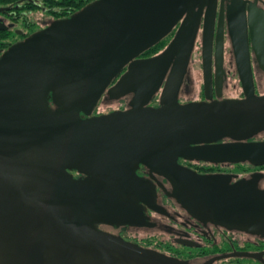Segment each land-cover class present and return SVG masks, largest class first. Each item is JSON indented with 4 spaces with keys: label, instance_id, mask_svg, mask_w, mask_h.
Wrapping results in <instances>:
<instances>
[{
    "label": "water",
    "instance_id": "obj_1",
    "mask_svg": "<svg viewBox=\"0 0 264 264\" xmlns=\"http://www.w3.org/2000/svg\"><path fill=\"white\" fill-rule=\"evenodd\" d=\"M223 16L216 26L217 0H97L0 55V264H190L95 229L133 221L148 188L140 165L168 179L194 216L264 225V191L251 181L212 187L178 163L264 164V143L247 142L264 130V96L239 10L228 33L244 98L219 99ZM200 29L205 99L182 103ZM105 93L133 94L129 108L93 116Z\"/></svg>",
    "mask_w": 264,
    "mask_h": 264
},
{
    "label": "flooded vegetation",
    "instance_id": "obj_2",
    "mask_svg": "<svg viewBox=\"0 0 264 264\" xmlns=\"http://www.w3.org/2000/svg\"><path fill=\"white\" fill-rule=\"evenodd\" d=\"M95 1L97 0H0V55L34 33L48 28L55 21L71 18ZM221 10L224 14L222 19L224 47L223 86L219 99L244 98L243 90L237 97L223 96L226 80L225 41L226 37H229L228 13L233 10L244 13L255 93L258 96H264V47L260 46L261 41L264 42V0H217L216 26ZM257 23L262 28L258 29ZM201 29L200 32H202ZM173 35L174 33L166 38L168 42ZM231 62L236 67L234 53ZM115 82L116 80L113 84ZM185 82L186 78L181 91ZM132 97L133 94H129L115 99L105 93L98 105L103 100L111 102L121 100L126 105L116 110H126L129 108ZM213 98H218L216 92L213 93ZM204 99L205 95L199 100ZM159 101L160 92L153 98L150 105L157 107ZM180 102L187 101L180 100ZM97 106L93 116L115 111L97 112ZM229 142L231 141H221V143ZM247 142L264 143V130ZM212 158H215V161L179 158L178 163L200 175L210 176L212 187H232L242 181H251L256 189L264 191V164L254 163L257 157H253V161L238 162L230 161V157ZM73 174L75 178H86L85 175L77 172ZM137 174L147 182L148 188L147 193L135 205L136 215L135 217L133 215V221L96 222L94 227L97 231L190 264H264V225L240 228L194 216L173 197L172 183L163 175L144 165H140Z\"/></svg>",
    "mask_w": 264,
    "mask_h": 264
},
{
    "label": "rangeland",
    "instance_id": "obj_3",
    "mask_svg": "<svg viewBox=\"0 0 264 264\" xmlns=\"http://www.w3.org/2000/svg\"><path fill=\"white\" fill-rule=\"evenodd\" d=\"M167 45V44H166ZM165 48V47H164ZM143 56V55H142ZM233 50L229 37H226L225 41V72L226 80L224 87V97H237L242 92L241 83L239 80L236 67L232 64ZM204 80L202 70V35L199 32L196 45L191 57L188 75L186 76L185 85L181 91V101H200L203 98L204 92ZM126 104L121 100L107 101L103 100L98 106L96 111L102 113H108L110 111L122 108Z\"/></svg>",
    "mask_w": 264,
    "mask_h": 264
},
{
    "label": "trees",
    "instance_id": "obj_4",
    "mask_svg": "<svg viewBox=\"0 0 264 264\" xmlns=\"http://www.w3.org/2000/svg\"><path fill=\"white\" fill-rule=\"evenodd\" d=\"M167 42H168V39L161 41L159 44H157L156 46L152 47L150 50L145 52L143 54V57H150V56L157 54L166 46Z\"/></svg>",
    "mask_w": 264,
    "mask_h": 264
}]
</instances>
